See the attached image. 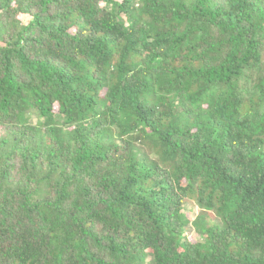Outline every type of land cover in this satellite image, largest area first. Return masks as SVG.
<instances>
[{"label":"trees","instance_id":"16d2710c","mask_svg":"<svg viewBox=\"0 0 264 264\" xmlns=\"http://www.w3.org/2000/svg\"><path fill=\"white\" fill-rule=\"evenodd\" d=\"M0 264H264V0H0Z\"/></svg>","mask_w":264,"mask_h":264},{"label":"rangeland","instance_id":"374dc122","mask_svg":"<svg viewBox=\"0 0 264 264\" xmlns=\"http://www.w3.org/2000/svg\"><path fill=\"white\" fill-rule=\"evenodd\" d=\"M191 216L193 217L194 216V213H191Z\"/></svg>","mask_w":264,"mask_h":264}]
</instances>
